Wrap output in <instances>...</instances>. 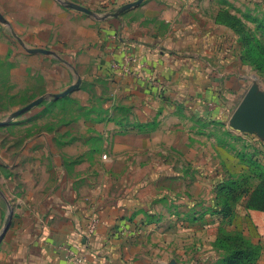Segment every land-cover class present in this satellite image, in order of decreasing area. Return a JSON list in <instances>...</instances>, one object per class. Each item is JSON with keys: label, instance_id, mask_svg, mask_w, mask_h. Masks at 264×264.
Listing matches in <instances>:
<instances>
[{"label": "crops", "instance_id": "crops-1", "mask_svg": "<svg viewBox=\"0 0 264 264\" xmlns=\"http://www.w3.org/2000/svg\"><path fill=\"white\" fill-rule=\"evenodd\" d=\"M168 1L161 7L168 35L123 43L113 35L106 43L111 64L135 59L121 88L130 112L106 126V159L97 165L106 170L48 175L57 187L2 246L0 264H223L217 239L226 220L211 210L216 188L227 177H249L252 192L259 180L249 170L264 166V132L232 123L249 92L241 15L251 6ZM1 41L0 30V57ZM248 200L240 197L235 213L242 208L264 229V212L247 208ZM261 245L256 264H264V238ZM63 247L80 260L66 259Z\"/></svg>", "mask_w": 264, "mask_h": 264}, {"label": "rangeland", "instance_id": "rangeland-1", "mask_svg": "<svg viewBox=\"0 0 264 264\" xmlns=\"http://www.w3.org/2000/svg\"><path fill=\"white\" fill-rule=\"evenodd\" d=\"M2 1L0 11L6 23L0 21V122L6 123L0 126V250L12 244L17 231L26 229L35 219V207L40 208L57 187V179L48 176L54 170H106L97 166L106 159L103 154L110 138L106 126L128 116L130 107L121 88L132 77L124 65L111 64L109 39L115 35L123 43L154 35L162 38L170 25L161 16L162 5L170 7L168 0H144L118 17L113 14L138 0ZM243 2L254 7L241 15L246 83L249 91L264 97V0ZM71 3L94 15L69 8ZM32 49L51 54L31 53ZM78 79L77 90L53 97ZM41 97L46 99L40 105L9 120ZM254 169L258 170L250 173H264L261 163ZM237 180L225 178L226 182ZM233 209L241 229L232 228V218L220 227L218 236L240 234L263 250L264 229L247 221L242 208L239 213Z\"/></svg>", "mask_w": 264, "mask_h": 264}, {"label": "trees", "instance_id": "trees-1", "mask_svg": "<svg viewBox=\"0 0 264 264\" xmlns=\"http://www.w3.org/2000/svg\"><path fill=\"white\" fill-rule=\"evenodd\" d=\"M253 175L259 180V184L252 192L248 189L249 177L220 183L216 188L218 195L212 207L215 213L222 214L225 220H231L234 215L232 207L244 195L249 196L247 208L264 212V173L255 172ZM217 246L224 253L223 264H256L261 257L260 245H252L240 234L226 232L224 236L218 237Z\"/></svg>", "mask_w": 264, "mask_h": 264}, {"label": "water", "instance_id": "water-1", "mask_svg": "<svg viewBox=\"0 0 264 264\" xmlns=\"http://www.w3.org/2000/svg\"><path fill=\"white\" fill-rule=\"evenodd\" d=\"M144 2V0H138L136 2L130 3L125 5L123 8H121L117 13L113 14L114 17H118L119 15L123 14L124 12L138 7ZM69 8L87 13L89 15H94L93 11L80 6L78 4H68ZM0 21L3 23H6V20L4 19L1 11H0ZM31 53H41V54H51V52L44 50V49H32L30 50ZM81 84V79H78L77 83L71 86L68 90H66L62 94L53 95L55 99H59L62 97H65L69 94H71L73 91L77 90ZM45 97H41L23 109L13 113L9 120L15 119L28 111H30L32 108L40 105L42 102L45 101ZM6 122H0V126L5 125ZM232 123L234 128L239 130H250L252 128H257L259 131L264 132V97H262L257 91L250 90L246 96L244 97L240 107L234 114L232 118ZM11 218V217H10ZM8 219L6 222V229H8L11 219ZM7 230H5V233Z\"/></svg>", "mask_w": 264, "mask_h": 264}, {"label": "built area", "instance_id": "built-area-1", "mask_svg": "<svg viewBox=\"0 0 264 264\" xmlns=\"http://www.w3.org/2000/svg\"><path fill=\"white\" fill-rule=\"evenodd\" d=\"M134 62H135V59L134 58L127 57L125 59V66H124V68H125V70H126L127 73L132 74L131 67L129 66V64L130 63H134ZM142 67H143V65L140 66V68H142ZM104 158H106V157L104 156ZM97 224H98L97 223V220H93L91 222V224L87 227L85 233L87 235H89V236L94 235L97 232V228H98ZM63 250L66 252V259H68V260H76V261L80 260L81 257L79 255H77V253H75V251H73L71 248H69V247H63Z\"/></svg>", "mask_w": 264, "mask_h": 264}]
</instances>
